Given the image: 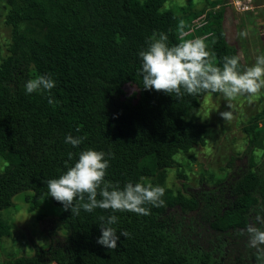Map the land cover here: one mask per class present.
Instances as JSON below:
<instances>
[{"label":"trees","instance_id":"1","mask_svg":"<svg viewBox=\"0 0 264 264\" xmlns=\"http://www.w3.org/2000/svg\"><path fill=\"white\" fill-rule=\"evenodd\" d=\"M165 2L0 0L4 23L10 28L6 55L0 60V154L8 159L0 169V210L24 192L29 211L48 203L68 232L61 243L48 248L35 244L33 255H10L5 263L221 264L228 238L245 231L250 220L264 229L256 220L257 215L264 217V162L255 166L252 157L244 169L232 175L225 171L227 177L217 175L215 189L202 191L199 199L176 193L162 197L161 207L146 205L150 215L81 208L77 216L48 195L46 181L59 177L88 148L114 154L105 179L123 188L128 182L148 184L144 178H161L165 170L178 165L176 154L203 143L205 124L185 116L200 98L219 93L177 99L144 90L138 52L147 48L153 33L158 37L162 32L169 46L204 38L221 67L225 56L239 55L227 41L223 9L208 11L205 23L183 37L184 27L201 11L180 19L177 13L185 8L165 7ZM37 75L55 80L50 94H26L25 83ZM50 98L53 104L48 103ZM262 117L264 107L242 125L247 154L257 146ZM68 135L83 137V142L73 147L65 143ZM175 206L181 218L190 211L202 213L215 232L211 248L203 247L191 232H181V222L167 213ZM113 214L119 217L112 225L117 235L126 230L130 238L120 236L117 248L108 249L97 243L100 216ZM10 234V224L0 217V247L2 238ZM255 252L241 257L240 264H255Z\"/></svg>","mask_w":264,"mask_h":264},{"label":"rangeland","instance_id":"2","mask_svg":"<svg viewBox=\"0 0 264 264\" xmlns=\"http://www.w3.org/2000/svg\"><path fill=\"white\" fill-rule=\"evenodd\" d=\"M215 0H210V2ZM182 6L184 11L178 17L190 16L201 11L191 20L189 27H184L183 37L205 23L208 11L223 9L222 25L226 31L227 41L237 48L243 68L252 66L257 56H264V0H217L213 5L209 0H167L165 7ZM201 9V10H200ZM246 31L248 35L241 37L239 33ZM189 38L188 40H192ZM10 40V28L4 23V10L0 3V60L6 55V47ZM126 87V95L130 93ZM230 109L233 118L223 120L219 112L229 110L226 101L218 95L207 94L200 98L198 106L188 111V120L205 124L203 143L194 146L188 152L175 155L178 165H174L162 174L161 178H144L153 186L165 188L164 196L182 193L199 199L202 191L215 189L217 175L234 174L237 169H244L252 157L256 165L264 162V117L259 124L257 146L253 154L246 153L247 137L242 125L247 119L264 107V95L237 97ZM197 111L199 115H197ZM7 157L0 154V169L7 163ZM224 174L223 177H227ZM24 192L12 198L10 207L0 210V217L11 226V234L2 238L0 247V263L6 264L10 255L31 256L35 252V244L44 246L58 244L68 233L57 221L52 209L47 205L28 210L23 200ZM163 196V197H164ZM52 204L53 201L51 200ZM168 215L174 222H181V232H191V237L200 241L203 247L211 248L216 240L215 232L207 226L201 212L190 211L182 215L178 206L168 209ZM42 215V216H41ZM41 216V217H40ZM249 224H254L251 220ZM246 231V230H245ZM254 248L248 246V237L235 235L228 238L223 248L221 264H240L241 257H248ZM5 261H7L5 263ZM8 264V263H7ZM54 264V263H51Z\"/></svg>","mask_w":264,"mask_h":264},{"label":"clouds","instance_id":"3","mask_svg":"<svg viewBox=\"0 0 264 264\" xmlns=\"http://www.w3.org/2000/svg\"><path fill=\"white\" fill-rule=\"evenodd\" d=\"M241 37L248 33L241 31ZM147 48L138 52L141 58L140 75L142 88L164 92L180 99L185 94L198 96L202 93H220L226 101L227 111L219 112L223 120L230 121L234 107L233 101L237 97L249 98L264 95V56H257L255 64L242 68L239 56H225L222 67L218 66L215 54L208 50L204 38L184 40L169 46L165 33H153L148 38ZM56 86L55 80L49 75H37L29 79L24 87L26 94L48 92ZM54 99L48 100L53 104ZM199 115V112L196 113ZM200 116V115H199ZM79 131V129H77ZM83 137H65V143L78 147ZM111 152L88 148L79 153L78 159L72 166L67 167L59 177L46 181L48 195L60 202L65 210L79 215L81 208L85 212H92L99 208L116 212H133L137 215H150L146 205L161 207L164 205L162 197L165 188L153 186L151 183H126L123 188L105 179L109 167ZM73 153H68L72 160ZM67 163V162H66ZM99 197V199H98ZM79 200L82 203L76 204ZM101 235L97 243L108 249H116L120 236L130 238L126 230L119 231L112 227L119 222L115 214L107 217L100 216ZM256 220L264 225V217L257 215ZM248 237V246L254 248L255 264H264V229L249 224L246 231L238 235Z\"/></svg>","mask_w":264,"mask_h":264}]
</instances>
